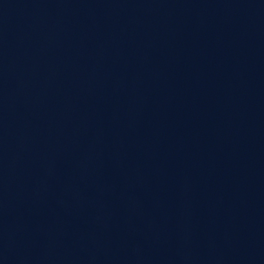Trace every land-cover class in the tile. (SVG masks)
<instances>
[{"label":"water","instance_id":"1","mask_svg":"<svg viewBox=\"0 0 264 264\" xmlns=\"http://www.w3.org/2000/svg\"><path fill=\"white\" fill-rule=\"evenodd\" d=\"M264 76V0H192Z\"/></svg>","mask_w":264,"mask_h":264}]
</instances>
